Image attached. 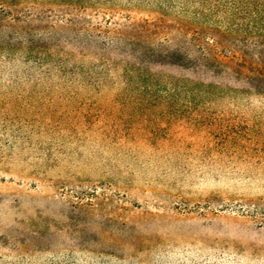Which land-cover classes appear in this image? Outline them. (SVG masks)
<instances>
[{
	"label": "rangeland",
	"instance_id": "374dc122",
	"mask_svg": "<svg viewBox=\"0 0 264 264\" xmlns=\"http://www.w3.org/2000/svg\"><path fill=\"white\" fill-rule=\"evenodd\" d=\"M85 1L0 0V264H264V82Z\"/></svg>",
	"mask_w": 264,
	"mask_h": 264
},
{
	"label": "trees",
	"instance_id": "16d2710c",
	"mask_svg": "<svg viewBox=\"0 0 264 264\" xmlns=\"http://www.w3.org/2000/svg\"><path fill=\"white\" fill-rule=\"evenodd\" d=\"M153 2L162 12L174 13L175 18L182 21L181 29H185L187 35L193 34L188 40L189 46L180 45V49L174 52L167 50L165 56L177 58L196 72L210 68L209 63L216 64L214 68L219 69L234 61L237 67L242 66L253 74L246 77L254 87L264 82V0ZM86 3L85 0L76 2L78 5ZM204 38L212 45L204 43ZM233 67L234 74L243 75L242 69Z\"/></svg>",
	"mask_w": 264,
	"mask_h": 264
}]
</instances>
